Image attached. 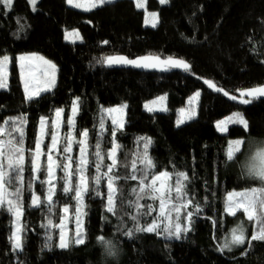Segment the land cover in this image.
Returning <instances> with one entry per match:
<instances>
[{
	"label": "trees",
	"instance_id": "16d2710c",
	"mask_svg": "<svg viewBox=\"0 0 264 264\" xmlns=\"http://www.w3.org/2000/svg\"><path fill=\"white\" fill-rule=\"evenodd\" d=\"M146 6L158 14L155 27L143 25L144 11L133 0H113L87 11L69 6L65 0H38L35 11L27 0H14L10 9L0 5V56H9L7 87L0 88V123L26 114L24 147L32 148L39 118H53L57 108L65 110L66 118L73 99L79 97L76 128L90 131L89 152L96 150L99 136L102 154L106 155L113 139V125L103 109L126 105L124 127L117 132V143L122 149L117 154L120 167L115 171L122 177L128 175L131 161L143 153L140 138H150L147 151L156 164L153 173L166 169L189 175L191 195L186 198L193 203L183 214L193 213L190 231L179 239L135 232L136 221L131 218L135 209L129 208L127 201L138 182L118 181L124 203L114 214L106 211L107 187L102 181L94 185L101 195L93 192L83 201L85 242H71L74 233L68 227L69 247L61 248L58 228L41 226L47 224V206L28 207L31 191L26 190L22 195L26 209L21 217L26 226L22 250H13L9 240L12 213L0 209V264H264V241H253L251 248L247 243L232 246L231 250L222 248L238 216L244 221L235 227L249 223L242 214L227 216L223 199L229 190L258 183L244 170L250 154L264 145V100L242 105L227 100L223 93L211 91L204 83L213 81L236 95V89L264 84V0H168L164 4L147 0ZM72 28L77 29L79 41L64 40V29ZM23 52L43 54L56 64L55 85L32 101L25 100L15 60ZM114 55L173 57L187 61L191 70L106 68L104 58ZM197 91L200 95L196 115L177 125L178 110ZM159 94L166 96L167 109L144 110L143 102ZM233 112L244 114L248 129L229 124L227 132L218 131L217 121ZM67 131V125L62 123L60 134ZM234 139L244 143L229 161L227 149ZM44 140L49 143L50 136ZM78 148L74 144L71 155L77 156ZM104 163L110 161L105 159ZM101 170L106 169L102 166ZM88 172L96 174L94 164ZM57 174L63 175L59 171ZM30 178L29 165L25 182ZM32 190L43 195L46 186L41 187L36 181ZM72 196L74 192L57 193L50 214L54 224L64 216L65 206L70 216L75 214L77 202ZM150 202L156 201H141ZM128 230H133V236L124 234ZM251 235L250 222L245 237ZM98 237L116 246L114 256L107 254Z\"/></svg>",
	"mask_w": 264,
	"mask_h": 264
},
{
	"label": "snow or ice",
	"instance_id": "6c2138e0",
	"mask_svg": "<svg viewBox=\"0 0 264 264\" xmlns=\"http://www.w3.org/2000/svg\"><path fill=\"white\" fill-rule=\"evenodd\" d=\"M14 0H0V5L5 9H10L13 6ZM92 8L97 6L111 3L112 0H89ZM29 3L33 6V11L36 10L35 5L37 0H29ZM67 3L73 4V0H67ZM161 4L167 3V0H160ZM79 6V5H76ZM136 6L138 8L144 7L143 0H136ZM152 17V27L156 26L158 22V14L153 12L150 14ZM149 21L146 19L145 21ZM66 33V38H68ZM71 35L79 36V34L73 30ZM103 43H107L104 41ZM36 54L31 56H19L15 60L19 62V68L21 73V79H24V72L27 66L26 62L30 61ZM44 61L45 64L50 66L55 71V64L51 61L44 60L43 57H38ZM146 61H154L153 63H146ZM9 62L7 55L0 56V88L7 87L5 69ZM104 63L108 66L112 65H132L134 67L145 68H159L161 71H167L171 68H180L184 71H190V64L183 60L173 57H168L161 60L159 56H145L130 59L125 56H108L104 58ZM204 83L211 89L217 92H222L223 95L229 99L238 102L242 105H248L253 100L264 97V85L254 86L246 89H236L239 94H230L222 87H218L213 81L205 80ZM55 85L54 74L52 78L47 82V86L44 88H37L35 90H29V84L25 82V100L32 101L40 95L41 92L50 91ZM200 92L197 91L189 98L191 105H194L199 98ZM158 101H163L164 97H157ZM155 103V101L150 102ZM126 105L117 106L116 108L103 109V111L109 113H120ZM145 108L148 111L154 109L149 107V104H145ZM80 110V98L76 97L72 101L71 112L65 118V110L62 108L55 109V117L41 116L38 125L37 135L34 141V147H24V125L27 124V115L20 114L16 117H8L2 123H0V209L6 208L7 211L12 213L13 230L9 237L13 250H22L23 237L22 233L25 230V225L21 223V217L25 212V204L22 199L23 193L31 191V203L28 207H43L47 206V212L49 216L47 218V224L41 225L44 228H58L60 229V243L59 247H69V241L66 239L65 234V218H60L59 224H54L51 219V213L55 204V197L59 191L64 194H70L74 192V196L71 198L77 202L76 207V237L75 244H83L85 242L84 232L81 226V217L84 214L82 212L83 201L87 196L93 194L100 196L101 192L96 191L94 185L98 186L102 181H106L107 187V204L106 211L109 213H118L119 205L124 203L122 195L120 194V185L118 181L131 180L138 183L131 189L132 198L128 199L127 205L129 208L135 209V214L132 215V220L136 221L134 228L135 232H151L157 235H165L167 238L179 239L182 233L190 231L189 227H184L179 222L180 212L182 209L188 207L193 201L191 198L185 200L186 197H190L188 190V184L190 182L189 175L184 171L169 172L167 170L153 173L151 170L156 167L155 162L148 155V146L151 143L150 138H140L143 141V153L136 156L131 161L130 172L126 176H121L117 171L120 167L118 160V152L121 151L122 146L117 143V132L124 127V121L122 118H112L111 147L108 149L106 155L102 154L100 137H97V142L94 145L96 149L94 152H89V147H92L88 142L90 131L88 129L79 130L76 128L75 117ZM181 113L185 110L180 109ZM196 115L195 108L192 107L188 113L187 118L191 119ZM183 118L177 120V125L184 123ZM66 124L68 131L62 135L58 129L61 124ZM229 124H239L245 129H248L249 124L245 119L244 114L241 112H235L224 120L217 121V129L221 132L228 131ZM103 130L104 125L101 121L100 125ZM76 135H73V133ZM45 136H50V143H46ZM77 136L79 139H77ZM244 143L243 140L236 139L229 141V147L227 150V160H233L236 153L240 151V145ZM76 144L79 147L78 156H73V145ZM61 145H63L61 147ZM56 153V155H54ZM41 157H46L42 160ZM94 157V159H92ZM105 159L110 163L105 164ZM95 165V175L88 172V169ZM30 165L31 178L25 182V173ZM102 166L106 169L102 171ZM247 175L260 182V186L252 187L244 190L243 192H230L228 193V199L226 201L225 212L228 215H236L237 211L242 210L249 222H254L252 225V235L250 238L245 237L243 224L230 230V239L226 240L222 248L231 250L234 245H243L247 243L248 248H251L253 241H264V145L257 147L245 164ZM62 172L63 175L57 173ZM41 177H44L43 179ZM39 181L41 187L46 186V191L43 195L38 194L33 189V183ZM61 184L58 188L57 185ZM239 197V201L235 199ZM150 199L158 201V212L154 209L152 204L141 203L142 200ZM197 210L199 206L197 205ZM63 211L67 213V206ZM156 212L155 218L151 223L141 225L139 223L140 217L152 216ZM175 212V223L173 222L172 213ZM193 213L188 212L186 219L191 224V218ZM216 226H219V222H216ZM126 236H133V230H128L124 233ZM51 240V237H48ZM106 246V251L109 256L116 254V246L111 241H104L103 237H98ZM47 246V245H46ZM247 249H245V252ZM242 255L244 253H241Z\"/></svg>",
	"mask_w": 264,
	"mask_h": 264
},
{
	"label": "rangeland",
	"instance_id": "374dc122",
	"mask_svg": "<svg viewBox=\"0 0 264 264\" xmlns=\"http://www.w3.org/2000/svg\"><path fill=\"white\" fill-rule=\"evenodd\" d=\"M27 1H28V3H29V0H27ZM37 1H38V0H37ZM65 1H66V4H67V5H69V6H71V7H74V8L81 9V10H86V11H87V10H92V9H94V8L91 7L89 0H73V4H69V3H67V0H65ZM112 1H113V0H112ZM133 1H134L135 5H136V0H133ZM167 1H168V0H167ZM143 2H144V7H141V8L143 9V11H144V12H143L142 23H143V25H145V26H152V17H151L150 14L153 13V12L156 13V11L147 8V6H146V2H147V0H143ZM158 2L160 3V0H158ZM29 5H30V8L33 10V6H32L30 3H29ZM76 5H79V6H76ZM35 6H36V5H35ZM146 19L149 21L148 23L145 22ZM73 30H75V31L78 33L77 29H75V28H72V29H64V31H63V38H64L65 41L76 42V41H79V40L81 39V38H80V35H79L78 37L75 36V35H71V34L73 33ZM66 33L69 34V35H68V38H66ZM78 34H79V33H78ZM33 53H35L36 56H35V57H32V58L30 59V61H27V62H26L27 66H26V68H25L24 79H23V80L21 79V73H20V68H19V62H17V67H18V72H19L20 83H21V86H22V90H23L24 96H25V82H27V83L29 84V90H30V91L35 90V89H37V88H44V87L47 86V82L52 78V76H53V74H54V77H55V83H56V75H57L56 68H55V71H54V73H53V70L50 68V66H48L47 64H45L44 61L40 60L38 57H43L44 60L51 61L53 64H55L51 59H49L48 57H46V56L43 55V54L36 53V52H23V53H19V54L17 55V57L22 56V55H23V56H31V54H33ZM3 56H4V55H3ZM7 56H8V55H7ZM8 57H9V56H8ZM55 66H56V64H55ZM7 72H8V64H7V67H6V69H5L6 76H7ZM6 84H7V79H6ZM161 96L164 97V100H163V101H158L156 98H157V97H161ZM192 96H193V94H192L190 97H192ZM190 97L187 98L185 105H184L183 107L180 108V109H184L185 111H184L183 113H181V112L179 111L180 109L178 110V111H179V113H178V119H181V118H183L184 120L188 119L187 116H188L189 111L191 110L192 107L195 108L197 100H196V102H195L194 105H191L190 102H189V98H190ZM74 99H75V98H74ZM153 101H155V103H150V102H153ZM146 103L149 104V107L153 108V109H154L153 111H156V112H162V111H165V110L167 109L166 96L163 95V94H159V95H157V96H155V97H153V98H151V99H148V100H146V101L143 102V104H142V105H143V109L146 110V111H148V110L145 108V104H146ZM121 105H123V104H121ZM121 105H119V106H121ZM71 107H72V105H71ZM71 107H70V109H69V113H68V114H70V112H71ZM116 107H117V106H114V107H112V108H116ZM124 108H125V107H124ZM124 108H123L122 112H120V113H112L111 115L109 114V115H110L111 122H112V118H113L114 116L117 117V118H122V119H124ZM233 113H235V112H233ZM233 113H231V114H233ZM231 114H229V115L226 116V117H229ZM54 117H55V112H54V114H53V118H54ZM226 117H224L222 120H224ZM39 120H40V118H39ZM220 121H221V120H220ZM38 125H39V122H38ZM37 131H38V126H37ZM58 131H59V133H60V131H61V125H60ZM36 135H37V133H36ZM234 140H236V139H234ZM50 142H51V141H50ZM50 142H49V143H50ZM228 147H229V146H228ZM227 150H228V149H227ZM55 154H56V153H54V155H55ZM78 154H79V148H78V151H77V156H78ZM250 155H251V154H250ZM163 170H166V169H161V170H159V171H163ZM159 171H157V172H159ZM167 171H168V170H167ZM169 172H171V171H169ZM155 173H156V172H155ZM244 173H245L246 176H248V175H247L246 167H245ZM248 177H249V176H248ZM254 180H255V179H254ZM257 181H258V180H257ZM258 186H260V182H259V181H258L257 184H252V185H249V186L244 187V188H239V189H235V190H229V191H227V192L224 194V199H223V211H224V213H225L227 216H236L237 214H242V217H244L245 219H247L246 216H245V214L243 213L242 210L237 211L236 215H228V214L225 212L226 201H227V199H228V193H230V192H237V193H239V192H243V191L246 190V189H249V188H252V187H258ZM186 199H188V198H186ZM186 199H185V200H186ZM235 199H236L237 201H239V197H235ZM149 204H152L153 207H154V209H156L157 212H158V201H156L155 203L150 202ZM198 206H199V205H198ZM196 207H197V205H196ZM183 210H184V209H182V211L180 212V217H181V219H180L179 222L182 224V226H184V227H189V228L191 229V224L189 225V223H188V221H187V219H186V215H187V214H183ZM185 210L188 211V207L185 208ZM82 212H83V210H82ZM155 216H156V212H154L152 216H143V217H140V219H141V220H140V221H141L140 224H141V225H146V224H148V223H151L152 219L155 218ZM172 216H173V222L175 223V222H176V221H175L176 213L173 212V213H172ZM63 217L65 218V224H66V228H65L66 239H68V241H70V234H69V232H68V227H69L70 229L73 230V233H74V236H73V238L71 239V242L74 243V240H75V237H76V211H75V214H74L73 216H70V215L68 214V212H67V213L64 214ZM13 220H14V217H13V215H12V220H11L12 230H13ZM241 221H244V220H242L241 217L238 216V218H237V222H241ZM237 222H236V223H237ZM59 223H60V221H59ZM59 223H57V224H59ZM236 223L234 224V226L231 227L232 229H233V227L235 228ZM243 223H244V222H243ZM249 223H250V222H249ZM249 223H244V224H243L244 232L247 231V228L249 227ZM253 223H254V222H251V233H252V225H253ZM81 226H82L83 231H84V214H83L82 217H81ZM58 230H59V232H60V229H58ZM229 232H230V230H229ZM229 232H228V234H226V237H225L224 243H225L226 240L230 239ZM182 234H186V233H182ZM182 234H181V235H182ZM59 243H60V242H59ZM224 243H223V244H224ZM234 246H238V245H234Z\"/></svg>",
	"mask_w": 264,
	"mask_h": 264
},
{
	"label": "water",
	"instance_id": "95a60500",
	"mask_svg": "<svg viewBox=\"0 0 264 264\" xmlns=\"http://www.w3.org/2000/svg\"><path fill=\"white\" fill-rule=\"evenodd\" d=\"M114 56H117V55H114ZM119 56H124V55H119ZM145 56H150V55H142V56H137V57H145ZM153 56V55H151ZM126 57V56H125ZM137 57H134V58H130V59H135ZM161 60H164L166 58H160ZM154 61H146V63H153ZM104 66L106 68H109V69H138V70H141V71H145V72H163L161 71L159 68H145V67H134L132 65H120V64H117V65H112V66H108L104 63ZM176 69H180V68H176ZM261 85H264V84H261ZM252 88V87H250ZM211 91L215 92V93H222V92H217V91H214L213 89L210 88ZM237 95H239L237 93ZM224 97L227 99V100H230V101H233L231 99H229L228 97H226L224 95ZM257 99H261V100H264V97H260V98H257ZM233 102H236V101H233Z\"/></svg>",
	"mask_w": 264,
	"mask_h": 264
}]
</instances>
